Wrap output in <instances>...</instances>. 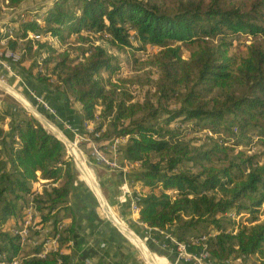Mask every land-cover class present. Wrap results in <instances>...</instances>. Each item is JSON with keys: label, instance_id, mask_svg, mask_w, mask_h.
I'll return each instance as SVG.
<instances>
[{"label": "trees", "instance_id": "trees-1", "mask_svg": "<svg viewBox=\"0 0 264 264\" xmlns=\"http://www.w3.org/2000/svg\"><path fill=\"white\" fill-rule=\"evenodd\" d=\"M29 1L35 0H3L10 9ZM25 15L6 43L5 50L21 53L12 68L78 104L83 135L100 148L126 140L123 159L138 164L131 171L140 187L139 222L170 232L190 253L203 250L214 264L250 257L264 264V0H50L42 12ZM29 33L60 46L73 40L87 46L85 33L105 45L73 53L48 40H26ZM240 38L262 41L236 61L230 50ZM180 45L195 49L184 58ZM147 47L157 49L145 61L150 69L121 78L118 53L134 57ZM136 87L145 88L139 99ZM84 124L93 132L85 133ZM75 179L62 142L25 110L0 108L6 261L30 249L22 264H77L64 254L74 222L57 229L71 213ZM28 195L38 216L34 237L49 224V236L59 234L56 251L44 258L36 256L40 246L24 249L15 234ZM228 213L248 214L249 225Z\"/></svg>", "mask_w": 264, "mask_h": 264}, {"label": "crops", "instance_id": "crops-1", "mask_svg": "<svg viewBox=\"0 0 264 264\" xmlns=\"http://www.w3.org/2000/svg\"><path fill=\"white\" fill-rule=\"evenodd\" d=\"M49 3L50 0L45 5ZM23 6L24 4L17 9H10L5 7L3 0L1 1L0 36L4 35L1 32L2 29L8 26L14 31L17 30L18 14L28 10ZM44 7L40 11L32 12L40 13ZM3 39H0L1 49L2 46L6 47L7 43ZM11 71L15 77L6 71L4 73L7 77H13L12 80H17L18 82L15 83L20 85V90H23L28 97L31 98L30 93L39 95L57 111L58 119L56 122L59 125H56L58 127L60 125L63 127L64 122L70 126V129H61L63 133L66 132L64 135L70 141H77L76 136L83 135L78 104L71 103L53 88L39 84L33 78L14 68ZM89 125L92 128V125ZM4 129H7V124ZM77 142V147L73 146L69 152L74 157V151H76L82 157V165H79L80 169L73 165L76 171V179L67 200V206L71 213L65 216L62 221L64 228L74 222L75 233L71 237L70 248L64 251L70 262L77 264H149L148 260L146 261L141 255V248L137 247L128 236L121 232L114 223L116 221L131 231L133 234L129 232L130 236L139 239L154 254L166 256L173 264H195L194 261L177 262L176 253L166 238L170 232L147 228L139 222L138 213L132 212V193L134 191L139 192L140 189L139 184L132 177V171L124 174L95 164L91 157L90 143L87 141ZM124 144L122 143L116 152L112 151L109 143L101 147V150L108 158L115 159L118 164L123 165L125 162L122 156ZM136 168L134 167V169ZM227 264L238 263L234 261Z\"/></svg>", "mask_w": 264, "mask_h": 264}, {"label": "built area", "instance_id": "built-area-1", "mask_svg": "<svg viewBox=\"0 0 264 264\" xmlns=\"http://www.w3.org/2000/svg\"><path fill=\"white\" fill-rule=\"evenodd\" d=\"M19 20L20 21H25L26 20V15L25 12H20L19 14ZM6 37L3 39L4 42L7 40H14L15 38V31L11 27L3 28L1 31ZM105 38L108 37V35H104ZM33 40L37 42H41L43 40H48L51 41L53 44L54 42H57L56 39L50 38V37H42L39 34L36 33H29L26 40ZM23 42L22 40H18V43ZM55 45V44H54ZM0 57L2 58V61H0V65L2 68L11 74V76L15 77L13 75L12 70V64H17L21 60V53L15 52V51H10V50H4L0 52ZM40 72H43V69H39ZM0 81L4 83V77H0ZM21 89V88H20ZM31 99L33 103L35 104V107L39 110H42L43 112L49 114L55 121L58 119V113L57 111L51 107L41 96L36 95L34 93H30ZM49 122L52 123L53 125H56V123L53 120L49 119ZM44 127V126H43ZM63 128L64 130L70 129V126L67 123H63ZM45 130H47L50 133V130L48 127H44ZM84 129L85 133H92L93 130L90 127L89 124H84ZM61 131V130H60ZM63 133V131H61ZM64 134V133H63ZM100 136V133H94V138H98ZM57 137V136H56ZM77 141H87L91 145V157L93 158L95 164L104 166L108 168L109 170H116L120 171L124 174L129 172L130 170L134 169V167H138L137 163H132V162H124L123 165H120L116 162L115 159H110L108 158L101 150V148L98 146V144L92 139L89 138L86 135H78ZM58 138V137H57ZM67 138V137H66ZM59 139V138H58ZM69 140V139H68ZM60 142L63 143V145L66 148V155L69 158V160L73 163L74 166H76L75 159L72 154L69 152V145L77 147V141H70L69 143H66L62 140L59 139ZM125 139H115L111 144L110 148L112 149L113 152H116L118 150V147L122 144L125 143ZM140 196V193L138 191H134L132 193V198H131V210L133 213H138V207L135 204V201L138 199ZM33 197L34 195H28L27 198V204L23 209L24 212V217H23V222L22 225L19 229L15 231V234L19 237L20 239V245L23 247L26 244H33L30 241L27 240L29 236V229L33 228L35 226L36 220H38L37 213L35 211V207L33 205ZM242 214L236 215L235 213H228L227 216L231 218L234 221H237ZM50 225V224H49ZM46 226L43 228V233H48L50 230V227ZM36 227V226H35ZM58 231H62L64 229V224L60 223L57 227ZM169 242L171 243L175 253H176V261H182V262H189V261H194L195 264H214V261L212 257L204 252L203 250L199 252L198 254H193L188 251V246L178 240H176L174 237L171 235H168L166 237ZM59 241V234H56L52 236L50 239H46L43 244H42V250L36 255L39 258H44L47 254H49L52 251H56L57 249V244ZM236 262L239 264L241 261L236 260ZM228 263V262H227ZM0 264H22V258L21 256L14 258L11 261H6V256L2 253H0Z\"/></svg>", "mask_w": 264, "mask_h": 264}, {"label": "rangeland", "instance_id": "rangeland-1", "mask_svg": "<svg viewBox=\"0 0 264 264\" xmlns=\"http://www.w3.org/2000/svg\"><path fill=\"white\" fill-rule=\"evenodd\" d=\"M0 0V4H1ZM49 0H35V1H31L28 4H24L23 8H28V10H24L25 12L27 11H40L44 6H46V2H48ZM245 2H247L248 0H244ZM0 13H2L1 7H0ZM15 33V32H14ZM83 35H85L86 38V45H105L103 44V41H101L99 39V37H92V36H88L87 34L83 33ZM45 41V40H43ZM41 41V42H43ZM254 41H262L261 38H257V40H252V39H247V38H240V40H236L235 42H233V45L231 47L230 50V55L236 60H240L243 57L246 56L247 53V46H249L252 42ZM55 46L59 47L60 49H70L73 53H77V48L78 46H84L83 44L77 43L74 40L70 41L69 43H65V44H61V46L57 43L54 42ZM84 46V47H87ZM181 47V52L183 54L184 58H187L190 53L195 49V45H180ZM5 46H0V52L5 50ZM157 52L156 48H151V47H147L146 49H144V51L141 52H135L134 57L131 56V53H127V54H119L118 53V59L119 62L121 64V74L120 77L121 78H127V77H133L134 75L137 74H142L143 71L150 69L145 63L146 59H150L152 57V55ZM131 57V58H130ZM149 57V58H148ZM136 58L139 61L137 63H134V59ZM0 61H2V58L0 57ZM151 71H154V69H152ZM5 70L3 68L0 69V77L3 76L4 77V83L9 87H0V108L3 107H10L12 109H23L25 110L27 113H29L31 116L32 114L24 107V105L22 103H20L15 97H17L19 100H21L24 104L27 105V103L29 105H31L32 107H34L38 112H39V108L37 109L35 107V104L33 103L32 99L30 97H28L23 90H20V85H17V83H15L16 81L12 80L14 79L13 77H7L6 74L4 73ZM18 82V81H17ZM9 92H8V91ZM145 88H139L136 87L134 88V93L133 95H135V97L137 99L140 98V96L143 94ZM14 94V96L11 93ZM40 113V112H39ZM42 114V113H41ZM48 121L49 118L47 117L46 114H42ZM56 127H58L57 125H54ZM59 128V127H58ZM61 130V129H60ZM50 133L52 134V132L50 131ZM53 135V134H52ZM65 147V146H64ZM66 151V148H65ZM77 153V152H76ZM262 211H264V208L262 209ZM248 219L249 216L248 214H242L240 216V218L236 221L239 224H248ZM38 220H36L35 226L37 225ZM259 221H264V215L259 216ZM35 226L31 229H29V236L27 238L28 241H30L31 243H35L36 246H40L41 250H42V244L46 239H50L51 236H49V233H42V236L39 239H36L34 237V232L36 231ZM236 227V225H235ZM128 232L132 233L131 231L128 230ZM133 234V233H132ZM143 246H145L143 244V242H141ZM27 245V244H26ZM23 246L24 249H26L27 246ZM31 245V244H30ZM35 245H31L33 247H36ZM148 250V254L150 253V255L152 254V256H148V254H146V256H143L142 253L141 255L144 257V259L147 261L149 264H173L171 263V261H169V259H167L166 256L164 255H159V254H154L150 249L147 248V246L145 247ZM40 250V251H41ZM30 249L28 250H24L22 257H25L27 255V253H29ZM150 251V252H149ZM152 252V253H151ZM154 254V255H153ZM166 258V259H165ZM239 264H257V257H250L246 260L245 263L240 262Z\"/></svg>", "mask_w": 264, "mask_h": 264}, {"label": "water", "instance_id": "water-1", "mask_svg": "<svg viewBox=\"0 0 264 264\" xmlns=\"http://www.w3.org/2000/svg\"><path fill=\"white\" fill-rule=\"evenodd\" d=\"M7 85L5 84V83H2L1 81H0V87H2V88H4V87H6ZM5 89V88H4ZM6 90V89H5ZM8 91V90H7ZM9 92V91H8ZM11 93V92H10ZM13 96H14V94L13 93H11ZM15 97V96H14ZM20 103H22L23 105H24V107L32 114V116L35 118V119H37L38 120V122L42 125V127L44 126V127H48L49 128V130L52 132V134L56 137H58L60 140H62V141H64V142H66V143H69V140H68V138H66V136L60 131V129L58 128V127H56V126H54L52 123H50L41 113H39L34 107H32L31 105H29L28 103H27V105L26 104H24L22 101H20L17 97H15ZM43 127V128H44ZM53 129H54V131H53ZM56 137V138H57ZM57 138V139H58ZM58 139V140H59ZM75 163H76V168H78V169H80L79 167V163H78V161H76L75 160ZM105 211H107L106 209H105ZM112 220V219H111ZM114 223L117 225V227H119V225H118V223L116 222V221H114Z\"/></svg>", "mask_w": 264, "mask_h": 264}, {"label": "bare ground", "instance_id": "bare-ground-1", "mask_svg": "<svg viewBox=\"0 0 264 264\" xmlns=\"http://www.w3.org/2000/svg\"><path fill=\"white\" fill-rule=\"evenodd\" d=\"M6 87L9 88L8 86H6ZM53 131H54V129H53ZM72 147L73 146L70 147V145H69V149L72 150ZM74 157H75L76 161H78L79 165H82V157L78 153H76V151H74ZM90 183H91V180H90ZM118 225H119V228H120L121 232H123L126 236H128V238L130 239V241L132 243H134L135 245H137V247L139 246L141 248L142 255L143 256H146V254H148V251L145 248V246L142 245L141 241L139 239H137V238L131 237L130 234H129V232H128V229L125 226H123L122 224H119V223H118ZM148 256H151V255L148 254Z\"/></svg>", "mask_w": 264, "mask_h": 264}]
</instances>
